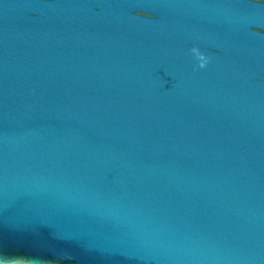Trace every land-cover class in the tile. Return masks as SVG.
Instances as JSON below:
<instances>
[{
    "label": "water",
    "instance_id": "water-1",
    "mask_svg": "<svg viewBox=\"0 0 264 264\" xmlns=\"http://www.w3.org/2000/svg\"><path fill=\"white\" fill-rule=\"evenodd\" d=\"M14 259L264 264V0H0Z\"/></svg>",
    "mask_w": 264,
    "mask_h": 264
},
{
    "label": "clouds",
    "instance_id": "clouds-1",
    "mask_svg": "<svg viewBox=\"0 0 264 264\" xmlns=\"http://www.w3.org/2000/svg\"><path fill=\"white\" fill-rule=\"evenodd\" d=\"M192 55L196 58L198 62V68L204 70L208 64V60L202 55L197 49H192ZM8 264H25V261L22 259H14L8 262Z\"/></svg>",
    "mask_w": 264,
    "mask_h": 264
}]
</instances>
